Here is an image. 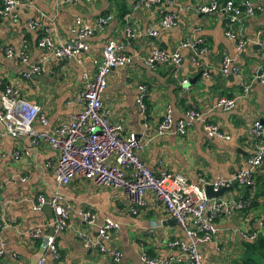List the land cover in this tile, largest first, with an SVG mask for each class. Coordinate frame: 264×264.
<instances>
[{
  "label": "crops",
  "instance_id": "1",
  "mask_svg": "<svg viewBox=\"0 0 264 264\" xmlns=\"http://www.w3.org/2000/svg\"><path fill=\"white\" fill-rule=\"evenodd\" d=\"M211 1L172 0L169 5L142 4L133 10L136 0H21L16 19L0 16V94L6 86H12L18 96L37 104L47 123L43 125L38 118L34 129L54 134L58 125L69 122L84 108L81 91L86 80L94 77L104 45L110 40L123 43L131 63L109 73L101 99L111 121L121 125L124 132L137 134L145 164L153 171L167 168L196 184L234 177L254 151L252 123L264 121V85L254 79L264 67V51L257 42L258 35L264 37V0H234L239 5L249 2L255 10L231 24L222 10L198 11V6ZM167 10L177 14L176 23L161 28L159 21ZM105 15H111L109 23L85 40L86 48L75 58L57 59L38 46L47 29L53 30L55 43H66L73 36L76 17L92 26ZM29 19L36 20L34 29L27 27ZM127 24L135 34L130 40ZM151 27L158 29V36L147 34ZM229 29L233 38L226 34ZM239 40L246 41L241 51L235 46ZM197 45L202 52H195ZM6 48L13 50L12 56H7ZM156 49L178 50L180 61L147 65ZM21 52H25V60ZM223 56L230 59L227 74L223 73ZM192 57L198 58V65L192 63ZM37 64L42 68L39 73L23 76ZM232 67L238 68V74ZM141 84L147 87L143 113L136 102ZM221 96L235 97L234 107L218 108ZM168 109L173 121L185 118L190 109L200 112L202 119L196 120L185 135L170 132L156 136L155 129ZM205 122L215 124L226 137L207 135ZM0 131L4 132L1 121ZM15 149L21 152L17 156L13 154ZM0 155V264H34L41 256L46 264H115L109 252L84 246L81 235L94 240L97 227L81 219L78 212L82 209L93 210L98 224L105 218L119 222L117 232L106 243L108 251H120L118 264H144L142 254L188 264L185 255L168 244L172 240L186 241L187 236L172 222L153 191H145L143 204L132 211V202L119 187L81 178L59 187L55 180L58 151L45 142L33 145L25 135H1ZM255 182L248 200L238 185L214 196L229 206L214 219L216 234L212 241L199 245L205 264H245L248 254L243 235L260 225L264 233V164ZM54 192L69 205L68 227L55 234L58 257L44 242V234L53 232L49 225L53 211L48 206L40 211L32 209L37 194L49 197ZM239 201L245 206L236 208ZM37 225L44 226L43 235L34 237L31 231Z\"/></svg>",
  "mask_w": 264,
  "mask_h": 264
},
{
  "label": "built area",
  "instance_id": "2",
  "mask_svg": "<svg viewBox=\"0 0 264 264\" xmlns=\"http://www.w3.org/2000/svg\"><path fill=\"white\" fill-rule=\"evenodd\" d=\"M76 2L79 0H64ZM172 0H136L133 10L142 4L149 6L165 4L169 5ZM22 5L21 0H1L0 16H13L17 18L18 8ZM199 12L210 13L222 10L228 15L230 24L239 21L243 16H250L254 13V7L245 2L236 3L234 0H224L218 2L213 0L207 5L197 7ZM42 16V13L39 12ZM127 19V18H126ZM177 14L167 10L161 17L159 24L161 28H170L176 23ZM111 20V15L98 17L92 26L87 25L81 18L76 17L75 26L72 28L73 36L66 43H55L51 38L53 30L47 29L39 38L38 46L53 53L57 59H72L86 48L85 40L93 35L95 30L104 27ZM37 22L29 19L27 27L34 29ZM150 37H156L159 31L155 27L148 29ZM230 38L234 37L230 29L226 32ZM50 35V36H49ZM126 35L130 40L135 37L133 29L126 25ZM257 42L264 51V37L258 35ZM246 44L245 40L236 42V49L241 51ZM182 46H187L183 43ZM200 45L195 46V52H202ZM125 44L116 41H108L102 51L100 61L96 63L94 77L86 80V84L81 91V100L84 108L75 114L69 122L58 125L54 134L45 131H36L33 123L40 119L43 125L47 120L41 114L40 107L18 96L17 90L12 86H6L0 94V121L4 126L1 135L19 137L25 135L33 145L45 142L56 149L59 153L57 167L55 170V180L57 186L68 184L73 178H81L93 181L97 185H111L122 188L130 201V209L136 211V206L143 204V194L147 190L154 192L155 197L166 209L169 216L175 219L187 236L186 241L172 240L169 245L177 247L187 260L188 264H205L201 258L199 245L212 241L216 234L214 219L223 211L229 203L220 197L208 198L205 193V186L210 184L214 191L222 187H231L236 184L251 187L252 193L255 191V176L258 169L264 164V124L261 120L252 123L250 133L254 140V151L248 156L244 169L234 177L216 179L212 182L196 184L189 181L183 175L170 171L167 168H156L151 170L143 161L140 151L143 145L132 131L124 132L121 125L109 119L107 111L104 110L101 95L107 86V76L116 67H123L131 63V56L125 53ZM7 56H12L13 50L6 48ZM26 59L25 52L19 54ZM181 55L178 50L166 52L156 49L151 57L146 61L151 65L154 61L163 63L177 64ZM193 64L198 65V58L192 57ZM223 73L229 71L230 59L223 56ZM233 68V67H232ZM41 65L37 64L23 73L28 78L31 73H39ZM232 72L238 74V68H233ZM87 76L84 75V78ZM264 85V67L254 76ZM185 81H183L184 83ZM248 86V85H246ZM247 88L245 87V90ZM147 87L139 85L136 96L137 106L141 113L144 112L145 95ZM236 98L221 96L217 100L216 106L221 109L229 110L235 105ZM264 106V103H263ZM200 112L190 109L186 112L185 118L173 121L170 110L168 109L163 119L155 129V135L161 136L167 133L185 135L196 120H201ZM204 130L210 137H226L219 128L211 123H204ZM19 149H15L13 154L19 155ZM1 158V155H0ZM22 180H25L23 177ZM250 204V201L249 203ZM45 206L51 208L54 213L53 220L49 223L53 232L44 234L45 247L48 248L55 257H58L57 249L54 245L55 234L62 232L68 227L69 205L65 202L59 192H54L49 197L39 193L32 203V209L42 210ZM243 201L235 204L236 208H242ZM81 219L88 225L97 227V236L94 240L87 236L83 237L85 247H93L102 252H109L115 264L121 259L119 250L108 251L106 243L111 241L120 224L116 220L105 218L98 224L96 213L90 209H82L78 212ZM1 227V221H0ZM43 225L34 226L31 235L38 237L43 235ZM261 225L258 229L251 230L243 235L244 242L255 241L261 234ZM3 253L0 248V254ZM16 256V254H13ZM144 264H175L173 259L159 257H149L141 255ZM34 264H46L44 256L38 258Z\"/></svg>",
  "mask_w": 264,
  "mask_h": 264
},
{
  "label": "trees",
  "instance_id": "3",
  "mask_svg": "<svg viewBox=\"0 0 264 264\" xmlns=\"http://www.w3.org/2000/svg\"><path fill=\"white\" fill-rule=\"evenodd\" d=\"M239 187L241 185L236 184ZM241 188H243V196L245 198V200L249 199V196L252 195V191H251V187L247 186H241ZM242 196V197H243ZM243 205H245V203L243 202ZM253 206L257 205L256 201H253L252 203ZM264 219V216H263ZM245 253L248 254V256L246 257V262L245 264H264V237H258L255 241L252 242H245Z\"/></svg>",
  "mask_w": 264,
  "mask_h": 264
},
{
  "label": "water",
  "instance_id": "4",
  "mask_svg": "<svg viewBox=\"0 0 264 264\" xmlns=\"http://www.w3.org/2000/svg\"><path fill=\"white\" fill-rule=\"evenodd\" d=\"M227 188H230V187H222V188L218 189L217 191H214L212 189V186L210 184H207L205 186V193H206V196L208 198H211V197H214V196H220V195H222L224 193L225 190H227ZM172 222L175 223L176 222L175 219L172 218Z\"/></svg>",
  "mask_w": 264,
  "mask_h": 264
},
{
  "label": "rangeland",
  "instance_id": "5",
  "mask_svg": "<svg viewBox=\"0 0 264 264\" xmlns=\"http://www.w3.org/2000/svg\"><path fill=\"white\" fill-rule=\"evenodd\" d=\"M244 244H245V242H244Z\"/></svg>",
  "mask_w": 264,
  "mask_h": 264
}]
</instances>
